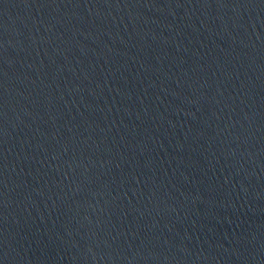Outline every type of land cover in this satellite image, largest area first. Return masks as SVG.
Listing matches in <instances>:
<instances>
[{"label":"water","instance_id":"water-1","mask_svg":"<svg viewBox=\"0 0 264 264\" xmlns=\"http://www.w3.org/2000/svg\"><path fill=\"white\" fill-rule=\"evenodd\" d=\"M0 264H264V0H0Z\"/></svg>","mask_w":264,"mask_h":264}]
</instances>
